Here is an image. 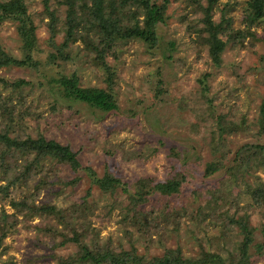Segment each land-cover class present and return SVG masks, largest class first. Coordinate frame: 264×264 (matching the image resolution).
<instances>
[{
    "label": "rangeland",
    "instance_id": "1",
    "mask_svg": "<svg viewBox=\"0 0 264 264\" xmlns=\"http://www.w3.org/2000/svg\"><path fill=\"white\" fill-rule=\"evenodd\" d=\"M245 1L217 0L212 20L228 19L233 29L243 31ZM200 2L206 4L205 0ZM49 4L62 19L64 6H56L54 0ZM24 5L35 25L32 56L39 65L36 69L0 67V100L6 102L0 105V122L6 120L2 109H13L15 116L24 112L19 120L24 135L41 134L68 145L79 163L75 171L45 161L48 183L39 190L35 202L57 208L74 205V226L89 247L107 242L115 252L135 247L136 253L146 258L161 256L166 249H178L184 258L198 256L202 250L228 256L242 236L234 225L227 232L230 239H221L223 212L232 218L246 215L254 241L263 243L264 207L251 201L250 190L256 177L264 182V172L258 167L249 169L250 173L243 167L236 174L227 171L235 152L244 144L264 147V136L258 134L256 125L258 106L264 100L262 23L250 28L238 43L226 41L220 64L214 66L207 47L198 45L195 33L186 29V22L201 25V14L190 12L187 0H168L166 19L155 27L154 48L137 38L119 39L103 56L111 76L109 91L116 104L115 109L103 112L64 98L53 79L74 73L80 87L106 88L108 73L91 63L78 40L64 49L68 60L48 63L47 56L56 53L54 47L61 42L62 34L48 31L42 17L43 0H24ZM129 8L130 25L137 11L132 5ZM182 16L186 18L184 23ZM60 28L58 25L57 30ZM0 50L21 57L15 22H0ZM18 79L23 83L14 88L12 84ZM218 117L242 130L220 136ZM12 130L8 131L10 137ZM246 154L244 149L239 153L241 157ZM214 158H222L223 167L204 176L205 164ZM177 170L185 175L180 191L151 194L140 210L152 211L153 218L137 226L123 219L131 212L125 207L127 194L121 186L108 193L93 181L109 174L125 182L124 187L131 192L138 178L161 182ZM11 195L18 198L16 193ZM0 208L15 215L12 226L2 228V232L7 230L0 240V264H58L59 258L78 249L76 243L59 235L51 241L50 234L37 229L49 223L70 236L55 218L16 212L7 199L0 200ZM171 210L175 215L169 216ZM81 226L85 227L83 231ZM60 239L63 244L52 248ZM248 253L252 264H264V247L259 252L251 247Z\"/></svg>",
    "mask_w": 264,
    "mask_h": 264
},
{
    "label": "trees",
    "instance_id": "2",
    "mask_svg": "<svg viewBox=\"0 0 264 264\" xmlns=\"http://www.w3.org/2000/svg\"><path fill=\"white\" fill-rule=\"evenodd\" d=\"M205 1L206 4L202 5L200 0H187V4L190 5L189 11L194 14H201L198 18L201 25L186 22V29L195 33V42L207 47L209 59L214 66H218L220 54L225 43H227L226 41L232 44L238 43L254 25L258 23L264 25V0L245 1L242 18L245 25L243 31L233 29L228 19L222 18L219 22L212 20V10L217 0ZM54 2L56 6H64L62 19L57 16V11L50 6L49 0H43L42 17L46 18V26L51 35L61 32L62 40L55 44L56 53H49L47 56L48 63H54L57 59L68 60L69 54L64 52V49L68 47L69 43L78 40L88 53L91 63L95 66H102L104 71L108 73L105 81L107 83L106 88L80 87L76 74L60 75L53 79L61 88L60 94L64 98L83 102L99 111L108 112L115 109V100L109 91L111 76L109 75V68L102 61L103 56L110 53L111 46L119 39L137 38L154 48L157 44L155 27L166 19L165 11L168 0L161 2L156 0H54ZM130 5L135 8L137 13L132 18L133 23L131 22L129 25ZM138 15H141V19L137 18ZM182 17L181 22L184 23L185 16ZM1 21L16 23L21 57L10 56L0 50V67L28 66L36 69L39 61L32 56L36 40L35 25L26 12L24 0H0ZM124 21L128 23L127 26H124ZM58 25L61 26L60 30H57ZM222 37L226 39L223 40ZM20 83H23V80H15L12 86L17 88L16 85ZM0 105L5 106L6 102L0 100ZM3 111L4 114L1 115L6 117L8 123H5L6 120L0 122V127H3L0 128V200L7 199L9 205L16 212L31 214L40 218L52 217L55 218L57 224H62L61 226L71 234L70 236L49 223L37 226L39 231L41 229L45 234H50L51 241H54L56 235H59L63 240L76 243L78 249L66 258H59L58 264H252L248 253L249 248L253 247L256 252L263 249L264 240L263 243L254 241L253 229L248 224L247 216L232 218L226 212L220 214L223 216L220 218L223 223V228L220 231L221 239L223 241L230 239L227 232L234 225L237 226L238 233L242 236L236 242L235 251L230 252L226 257L215 252L202 250L198 256L184 258L178 249H166L161 256L146 258L137 254L135 247L118 252L110 247L109 242L104 245L93 243L89 247L81 241L82 232H78L74 226V220L77 217L76 211L71 209V207L74 208V205L67 208H57L54 204L47 202H35L39 190L48 183L46 174L49 170L43 168V163L52 161L76 171L79 169V163L75 153L70 150L68 145H62L52 139H45L41 134L35 137L24 135V125H21L19 121L24 112H19L15 116L13 109H2ZM217 125L220 136L242 130L241 126L235 125L231 121H224L222 117L217 118ZM256 125L258 134L264 136V100L258 106ZM9 129H13V136L11 137L8 135ZM243 149L247 154L241 157L239 153ZM137 154L138 152H133V155ZM234 156L232 164L227 167L229 173L236 174L240 167L248 168L246 173H250L248 171L253 167H258L264 172V147L262 145L246 143L235 152ZM223 157L224 155H222ZM222 158H214L206 163L204 176H209L222 168ZM152 180L148 177L138 178L133 183V191L127 192L124 187L125 182L117 177L104 174L93 179L94 183L104 192L112 193L118 186H121L123 192L127 194L128 203L125 207L128 212H131L130 217L126 215L123 219L128 224L135 226L148 221L149 217L153 215L152 211H141L140 205L147 201L153 193L161 195L178 193L181 183L185 180V175L177 170L164 181L152 182ZM251 187V201L257 206L264 207V182L256 177ZM12 193H16L18 198L15 199L14 195H11ZM172 214L174 212L171 210L169 216ZM12 219L15 221L13 213L8 214L0 208V240L4 231L7 230L2 232V228L7 225L12 226L14 223ZM81 227V231H83L85 227ZM126 234L129 236L128 231L125 232ZM58 244H63L61 239L57 244L53 242L51 247L53 248Z\"/></svg>",
    "mask_w": 264,
    "mask_h": 264
}]
</instances>
